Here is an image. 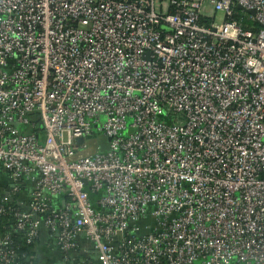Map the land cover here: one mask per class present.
I'll use <instances>...</instances> for the list:
<instances>
[{"label": "built area", "instance_id": "1", "mask_svg": "<svg viewBox=\"0 0 264 264\" xmlns=\"http://www.w3.org/2000/svg\"><path fill=\"white\" fill-rule=\"evenodd\" d=\"M0 168V264H264V0H0Z\"/></svg>", "mask_w": 264, "mask_h": 264}, {"label": "crops", "instance_id": "2", "mask_svg": "<svg viewBox=\"0 0 264 264\" xmlns=\"http://www.w3.org/2000/svg\"><path fill=\"white\" fill-rule=\"evenodd\" d=\"M32 185L26 183L21 187L18 199L27 201L30 196ZM12 190L9 173L0 168V199ZM5 234V228L0 224V238ZM47 236L41 234V238L31 251H25V259L22 264H61V256L56 250L47 246Z\"/></svg>", "mask_w": 264, "mask_h": 264}, {"label": "trees", "instance_id": "3", "mask_svg": "<svg viewBox=\"0 0 264 264\" xmlns=\"http://www.w3.org/2000/svg\"><path fill=\"white\" fill-rule=\"evenodd\" d=\"M249 15L241 11L238 8L234 9V20L238 21L244 30H254L257 31L260 29L259 25L255 22H252L249 19ZM0 224L5 228V232L13 231L15 225V219L11 216H5L0 218ZM15 246L19 248L18 254L22 257L25 254V251L22 250V246H25V241L22 236L14 237Z\"/></svg>", "mask_w": 264, "mask_h": 264}, {"label": "rangeland", "instance_id": "4", "mask_svg": "<svg viewBox=\"0 0 264 264\" xmlns=\"http://www.w3.org/2000/svg\"><path fill=\"white\" fill-rule=\"evenodd\" d=\"M203 13H204V15L214 16L217 24H221L223 19H224V14L221 12L215 13L213 7L209 3H207L204 6ZM104 141H105V138H103L101 136H96L90 141V143H91V145L96 146L97 143H101Z\"/></svg>", "mask_w": 264, "mask_h": 264}, {"label": "water", "instance_id": "5", "mask_svg": "<svg viewBox=\"0 0 264 264\" xmlns=\"http://www.w3.org/2000/svg\"><path fill=\"white\" fill-rule=\"evenodd\" d=\"M239 9L240 10H244L242 7L239 6ZM248 13L251 15V16H255L256 12L254 10H249ZM41 128H42V125H41ZM79 143H82V140H79Z\"/></svg>", "mask_w": 264, "mask_h": 264}]
</instances>
